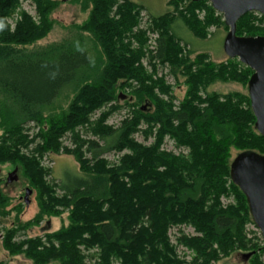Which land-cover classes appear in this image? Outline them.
<instances>
[{"label":"trees","instance_id":"obj_1","mask_svg":"<svg viewBox=\"0 0 264 264\" xmlns=\"http://www.w3.org/2000/svg\"><path fill=\"white\" fill-rule=\"evenodd\" d=\"M22 1L0 0V164L21 168L40 192L34 222L67 211V223L19 242L18 228L6 227L9 252L34 264H85L92 249L96 264H215L247 251L254 252L253 263L264 264L257 252L264 247L248 238L246 225L254 220L246 194L231 177L233 149L264 154L247 86L253 70L237 57L214 62L205 51L195 53L179 32L180 21L199 39L211 26L228 30L223 14L208 0H168L170 9L150 13L143 26L146 7L139 1L73 0L88 12L75 33L30 49L51 30L59 1L31 0L36 17ZM257 21L264 15L246 13L236 33L264 35ZM165 64L185 86L178 105L172 85L158 74ZM217 81L247 91H209ZM67 88L74 93L67 107L51 109ZM125 106L121 122L108 123ZM30 122L40 127L33 136ZM138 132L154 141H139ZM67 133L71 145L63 143ZM166 137L188 152L164 148ZM112 151L122 153L115 163L106 156ZM46 153L73 155L82 174L68 171L61 182L48 183ZM230 196L235 201L225 204ZM7 200L0 190V216L8 214ZM181 225L196 232L177 237L194 252L191 260L179 255L169 234Z\"/></svg>","mask_w":264,"mask_h":264},{"label":"rangeland","instance_id":"obj_2","mask_svg":"<svg viewBox=\"0 0 264 264\" xmlns=\"http://www.w3.org/2000/svg\"><path fill=\"white\" fill-rule=\"evenodd\" d=\"M59 5L50 13L49 19L53 22L51 30L43 36L39 38L34 45L30 46L29 48H34L38 46H45L50 43L61 41L69 36H71L76 31L77 24L83 23L87 17L88 12L82 11L80 6L73 2V0H58ZM141 2L146 8L142 11L141 14V24L143 26H147L149 24L150 13L153 14H160L168 9H170L168 5V0H136ZM22 8L26 9L35 17L36 9L34 3L31 0H23L22 1ZM204 12H201L203 15ZM258 16L262 14L259 12H255ZM16 14L12 16L10 21L14 23ZM224 18V17H223ZM181 25L179 32L182 37V43L187 41L188 48H193L196 52L205 51L209 54V57L214 62L225 61L228 59L227 54L224 50V39L228 32L227 29L223 25L219 27L211 26L209 28V36L206 39H199L195 37L190 31H187L186 26L182 21L178 22ZM257 24H260L264 27V21L260 22L257 21ZM184 31V32H183ZM152 40H150V44L154 43V36L150 34ZM195 53L192 54V57L195 56ZM145 64H147L146 59L144 60ZM150 70V67H148ZM158 74L165 75L166 81L172 85L173 87V94L175 96V104L178 105L180 99L184 96L185 93V86L183 83H176V79L174 75L170 71V67L168 64L159 65L158 66ZM183 80V77H180V81ZM209 91H221L223 93H227L231 90H237L241 92H245L246 87L237 82H222L217 81L209 86ZM128 94V91L125 92ZM73 89L67 88L61 94L60 98H58L57 102L54 106H50V108H57V107H67L69 101L73 97ZM129 97V95H128ZM123 104L125 103L124 100H121ZM49 108V109H50ZM103 109L97 110L93 114V118H97ZM128 114V107H123L119 111L114 112L110 118L108 119V123L118 125L121 120ZM26 126H30L29 133L31 136L35 135L36 132L40 130V127L35 122H30L26 124ZM3 130L0 128V135L2 134ZM81 132L86 135L85 129H81ZM135 137L144 143L150 144L154 141V137H149L148 139L145 138L142 132H138L135 134ZM39 140V139H37ZM63 143L66 145H71V134L67 133L63 137ZM32 146H34L32 144ZM164 148L168 150H172L176 153L184 152L187 153L188 149L180 148L176 145L175 141L170 138L166 137ZM239 150L233 149L232 150V158H234ZM122 153H118L115 151L109 152L106 154L107 158L110 160L111 163H115L118 161L119 157ZM42 160L43 166L46 168H50L51 172L47 176L48 183H59L65 176V173L70 171L76 174H82V171L79 167V163L75 159L73 155L60 153V154H53V153H46ZM16 166L12 163L6 162L4 164H0V190L3 194L8 198L7 206L5 214L0 216V264H34L32 260L27 258L24 254H14L12 255L9 250L4 246V236L5 232L4 229L15 227L18 228L14 240L19 242L20 240L26 239L28 237H35V236H43L46 232H53L58 230L63 224L67 223V211L56 214V215H45L44 218L40 221H35L34 218L38 214L41 208V200L40 192L31 185L29 179L23 174L21 168L18 171V179L11 183H7L8 174L13 171ZM26 188L32 189V193L29 195L28 200L29 203L25 200V193ZM58 194H62L63 191L58 189ZM234 196L230 197H223V202L225 204L229 202H234ZM31 222L30 225L27 222ZM26 225V226H23ZM23 226V227H20ZM246 230L248 234V238H251L253 242H257L261 248L264 247V238L260 229L255 225L254 222H248L246 225ZM195 229L191 225H181V226H174L170 228L169 234L171 236L172 242L177 246V252L180 256L186 258L187 260H191L194 256V252L184 245L180 244L177 240V237L181 236L182 234H195ZM97 249H92L86 251L88 254V258L86 259L85 264H96V256H97ZM242 252V253H241ZM257 252L260 254V258L264 261V249H258ZM243 253H247V251H235L230 256L216 262L215 264H255L251 261V257L248 259H244L242 257ZM48 264H59L58 261H52ZM114 264H120L119 261H115Z\"/></svg>","mask_w":264,"mask_h":264},{"label":"water","instance_id":"obj_3","mask_svg":"<svg viewBox=\"0 0 264 264\" xmlns=\"http://www.w3.org/2000/svg\"><path fill=\"white\" fill-rule=\"evenodd\" d=\"M201 1V0H196ZM212 6L223 14L229 30L224 39L227 56L237 57L248 65L253 73L247 86L251 108L256 116L255 127L264 135V35H238L237 22L250 11L264 15V0H208ZM231 177L247 197L248 205L255 225L264 238V154L253 150L239 152L231 163ZM18 179V168L8 174L7 182ZM32 189L26 188L25 200ZM254 252L243 253L248 259Z\"/></svg>","mask_w":264,"mask_h":264},{"label":"flooded vegetation","instance_id":"obj_4","mask_svg":"<svg viewBox=\"0 0 264 264\" xmlns=\"http://www.w3.org/2000/svg\"><path fill=\"white\" fill-rule=\"evenodd\" d=\"M8 183V182H7ZM242 257H243V254H242Z\"/></svg>","mask_w":264,"mask_h":264}]
</instances>
